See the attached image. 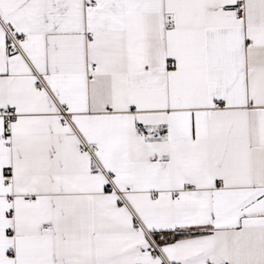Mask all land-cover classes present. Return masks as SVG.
I'll list each match as a JSON object with an SVG mask.
<instances>
[{"label": "snow or ice", "instance_id": "1", "mask_svg": "<svg viewBox=\"0 0 264 264\" xmlns=\"http://www.w3.org/2000/svg\"><path fill=\"white\" fill-rule=\"evenodd\" d=\"M0 264H264V0H0Z\"/></svg>", "mask_w": 264, "mask_h": 264}]
</instances>
